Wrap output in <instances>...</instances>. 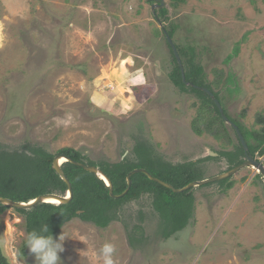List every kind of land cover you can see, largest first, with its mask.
<instances>
[{"label": "rangeland", "instance_id": "rangeland-1", "mask_svg": "<svg viewBox=\"0 0 264 264\" xmlns=\"http://www.w3.org/2000/svg\"><path fill=\"white\" fill-rule=\"evenodd\" d=\"M170 29L173 44L194 49L229 118L264 129V0H0V147L53 156L71 148L113 165L134 161L143 144L172 165L195 162L204 180L231 170L224 158L206 159L237 147L232 128L225 123L233 141L225 148L197 122L200 99L169 78ZM191 194L187 226L168 237L162 228L171 224L149 195L104 229L71 219L52 235L66 237L61 264H102L93 249L105 242L116 246L117 264H264V181L255 169ZM25 225L15 209L0 213L10 264H36Z\"/></svg>", "mask_w": 264, "mask_h": 264}, {"label": "trees", "instance_id": "trees-1", "mask_svg": "<svg viewBox=\"0 0 264 264\" xmlns=\"http://www.w3.org/2000/svg\"><path fill=\"white\" fill-rule=\"evenodd\" d=\"M167 12L166 8H162L159 10V15L166 16ZM164 32L171 40L174 38V29L164 30ZM167 45L169 44L167 43ZM174 47L183 66L185 80L182 79L180 67L171 48L169 49L172 55L173 68L169 78L181 91L194 94L200 99L197 122L203 124L205 130L215 140L226 142L225 148H228L229 146L232 147L233 141L225 127L223 119L225 116L243 136L248 147L247 155L254 159H264V129L249 131L230 119L224 110L223 115H221L214 100L203 90L210 91L211 88L206 84L202 67L196 64L194 49H184L177 44H174ZM213 96L218 101L214 93ZM258 121L262 123L261 119ZM202 131L203 129L195 130L198 134H201ZM233 132L238 143L237 147H234L232 151L219 153L217 159L208 157L206 160L224 158L230 169L243 163L246 154L238 141L236 132L234 130ZM26 150H19V148L9 150L0 147V197L15 202H27L44 194L55 193L64 196L67 192V186L52 169L54 156L36 146L28 147ZM58 154H64L76 162H86L79 151L71 148L61 149ZM132 156L135 158L134 161L126 157L113 165L92 164L89 161L87 163L98 167L110 179L114 195H121L126 190V177L135 169H143L151 176L172 185L176 189H182L194 181L204 180L202 179V172L197 168L195 162L172 165L164 161L152 147L138 144L133 149ZM62 170L72 185V200L66 205L42 204L31 210L15 209L17 213L25 217L26 233L33 230L40 231L44 225H47L49 232L44 234L54 235L59 228L73 218H79L104 229L118 220L126 203L148 195L155 199L154 205L160 216V221L163 216L164 219L169 220L167 223L171 224L163 225V237L182 231L188 224L193 207L191 193L184 192L177 195L149 180L145 175L135 174L131 177V187L127 194L122 198L113 199L102 181L97 180L94 175L82 168L66 162L62 164ZM258 178L261 176L258 175ZM228 181L229 179H225L217 183L224 185ZM227 188L230 189L231 184ZM5 210L6 208L0 206V213ZM0 264H10L1 250Z\"/></svg>", "mask_w": 264, "mask_h": 264}, {"label": "water", "instance_id": "water-1", "mask_svg": "<svg viewBox=\"0 0 264 264\" xmlns=\"http://www.w3.org/2000/svg\"><path fill=\"white\" fill-rule=\"evenodd\" d=\"M149 1H156L157 2L158 0H149ZM157 6L162 7L163 2L160 1ZM160 27L162 29L161 25H160ZM164 33H165L164 35H165L166 41L169 44L170 48L173 51L174 56L177 59V62H178V65H179L180 71H181V76H182V79L184 81L185 80L184 70H183V66L181 64L180 58L178 56V53H177V51L174 47V44H173L172 40L170 39V37L166 34V32H164ZM203 90L214 100L215 104L217 105V107L219 109V112L221 113V115H223V111H222L218 101H216L213 98L212 93H210L206 89H203ZM224 121L227 125L231 126L235 130V132L238 136V139H239V141H240V143H241V145H242V147L246 153V158H245L244 162L241 163L240 165L232 168L231 170H229L226 173L220 174V175L215 176L213 178L205 179L202 181H194V182L188 184L187 186L183 187L182 189H176L172 185L165 183V182L151 176L147 171H145L143 169H135L132 172H130L126 177V182H127L126 190L121 195H114L113 194V185H112L110 179L100 169H98L97 167H94V166L87 165L84 162H76L64 154H60V155L58 154V155H55L53 157L52 169L57 173V175L60 177V179L67 186V192L64 196L59 195V194H55V193L54 194H44V195L37 196L34 199L28 200L27 202H15V201H12V200L7 199V198L0 197V206L4 207V208H11V209H16V210H31V209L39 206V205H42V204H54V203H52L54 201L56 202L55 205H66V204L70 203V201L72 200V197H73L72 185L62 170V164L66 163V162L71 163L74 166L82 168L86 172L94 175V177L97 180L102 181L104 186L108 189L110 197L113 199L122 198L127 194V192L129 191V189L131 187V177L135 174H143L149 180L161 185L162 187L172 191L175 194H181L184 192H191L194 189H197V188L202 187V186H206L207 184H212V183L220 182V181L225 180V179H229L230 177L234 176L235 174H237L238 172L242 171L245 168L255 169L258 172V174L262 177V179L264 180V165L262 164V162L255 161L251 156L247 155L248 147H247L242 135L240 134L239 130L236 128V126L234 124H232L225 117H224ZM214 156H216V154L209 153V157H214Z\"/></svg>", "mask_w": 264, "mask_h": 264}, {"label": "clouds", "instance_id": "clouds-1", "mask_svg": "<svg viewBox=\"0 0 264 264\" xmlns=\"http://www.w3.org/2000/svg\"><path fill=\"white\" fill-rule=\"evenodd\" d=\"M48 232V226L44 225L40 231L33 230L27 233L25 242L26 248L29 250L30 254H34L36 264H61L59 254L64 251L63 242L66 237L62 234L54 239L51 234H44ZM116 252V246L110 242H105L98 251L93 249L95 258L102 261V264H117ZM20 255L21 253L17 251L18 258ZM17 264H24V262L18 259Z\"/></svg>", "mask_w": 264, "mask_h": 264}, {"label": "crops", "instance_id": "crops-1", "mask_svg": "<svg viewBox=\"0 0 264 264\" xmlns=\"http://www.w3.org/2000/svg\"><path fill=\"white\" fill-rule=\"evenodd\" d=\"M100 96H102V95H100ZM95 101H97L99 104L102 103L103 104L102 106H105L109 102V101L106 100V98L100 97L99 99H97L96 95H95ZM116 108H119V107L115 106V109Z\"/></svg>", "mask_w": 264, "mask_h": 264}, {"label": "flooded vegetation", "instance_id": "flooded-vegetation-1", "mask_svg": "<svg viewBox=\"0 0 264 264\" xmlns=\"http://www.w3.org/2000/svg\"><path fill=\"white\" fill-rule=\"evenodd\" d=\"M214 97V96H213ZM216 100V99H215ZM217 101V100H216ZM221 107V106H220ZM222 109V108H221ZM222 111H223V109H222ZM223 117H225V116H223ZM226 118V117H225ZM229 120V119H228ZM230 121V120H229ZM231 122V121H230ZM232 123V122H231ZM233 124V123H232ZM231 127V126H230ZM232 128V127H231ZM233 129V128H232ZM241 134V133H240ZM237 135V134H236ZM243 137V136H242ZM237 138H238V136H237ZM244 139V138H243ZM238 141H239V139H238ZM240 142V141H239ZM242 146V145H241ZM244 150V149H243ZM246 154V153H245ZM254 159V158H253ZM259 158H257V159H254L255 161H258V162H262V161H260V160H258ZM264 160V159H263ZM82 162H84V161H82ZM85 164H87V165H89L87 162H84ZM262 164H263V162H262ZM240 165V164H239ZM91 166V165H90ZM98 168V167H97ZM99 169V168H98ZM231 178V177H230ZM192 192V191H191ZM191 192H188V193H191ZM93 225V224H92ZM95 226V225H94Z\"/></svg>", "mask_w": 264, "mask_h": 264}, {"label": "bare ground", "instance_id": "bare-ground-1", "mask_svg": "<svg viewBox=\"0 0 264 264\" xmlns=\"http://www.w3.org/2000/svg\"><path fill=\"white\" fill-rule=\"evenodd\" d=\"M52 203L56 204V202H55V201H54V202H52Z\"/></svg>", "mask_w": 264, "mask_h": 264}]
</instances>
